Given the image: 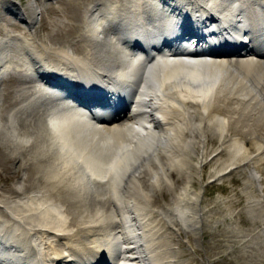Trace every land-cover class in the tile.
Returning a JSON list of instances; mask_svg holds the SVG:
<instances>
[{"label": "bare ground", "instance_id": "bare-ground-1", "mask_svg": "<svg viewBox=\"0 0 264 264\" xmlns=\"http://www.w3.org/2000/svg\"><path fill=\"white\" fill-rule=\"evenodd\" d=\"M26 3L0 0L25 30L0 16V145L22 171L0 197V264H187L175 238L210 225L208 164L207 182L240 170L258 183L240 245L264 258V0H74L82 20L63 45L36 36L46 0ZM58 77L89 109L41 81ZM95 109L107 115L85 121Z\"/></svg>", "mask_w": 264, "mask_h": 264}, {"label": "rangeland", "instance_id": "rangeland-1", "mask_svg": "<svg viewBox=\"0 0 264 264\" xmlns=\"http://www.w3.org/2000/svg\"><path fill=\"white\" fill-rule=\"evenodd\" d=\"M54 1L55 3H52ZM54 1L46 0L45 10L40 13V20L35 27V32L36 36L42 40H44L43 37L48 36L52 41H58L56 43L63 45L69 40L68 36L75 35L77 25L82 20L83 9L75 5L73 3L74 0ZM89 1L92 0H81V2ZM16 2H20L22 7H26L27 0H16ZM0 16L9 25V28L13 29V32L25 33L22 22H19L11 15H4L2 8H0ZM59 21H63V24H58ZM66 26L67 29H65ZM3 33L4 31L0 27V35H3ZM4 84L6 86L4 89L9 91L11 87L17 85V81L14 78H8L7 83L4 82ZM11 95H14V92L10 91L8 97L5 96L8 100H11ZM212 149V147H209L208 153ZM6 153L5 147L0 145V197L5 196L4 189H12L17 179L22 176L19 162H13ZM203 167L201 184H204V186L202 187L203 199H201L200 207L202 209L204 207V209H201L200 213L205 214L207 209L212 211L207 218L208 224H210L208 227L211 229L206 228L204 223H201L200 230H197L199 231L197 232L198 234L184 233L188 234V236L182 237L180 240V235L175 238L176 243L179 240L180 246L177 244L176 247H179L182 259L186 260L187 264H206V260L210 261L209 264H264V258L261 257L257 260V257H255L256 254L254 253H258L257 249L246 248L247 245L244 248L240 245L242 240L246 241V234H252L256 231L257 223L250 222L249 216L245 213V204L246 191L251 192L254 197L259 194V190L256 187L258 183L253 181V183L250 182L248 184L245 178L246 175L240 170L233 172L228 178L220 182L208 183L210 166L208 164ZM173 178L176 181L177 175L173 174ZM195 178V189H198L197 176ZM5 179H8V181L5 182ZM176 183L181 185L180 181H176ZM162 191L164 199L168 200L170 191ZM155 198L161 204L163 195L157 194ZM244 236L246 237L243 239ZM193 249L194 253L191 252ZM251 253H253L252 257L250 256Z\"/></svg>", "mask_w": 264, "mask_h": 264}]
</instances>
